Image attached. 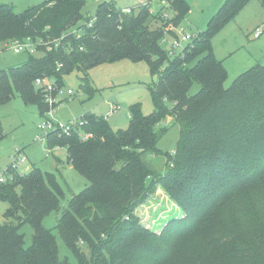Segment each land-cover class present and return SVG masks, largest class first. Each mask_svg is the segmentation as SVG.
<instances>
[{"label": "trees", "instance_id": "trees-1", "mask_svg": "<svg viewBox=\"0 0 264 264\" xmlns=\"http://www.w3.org/2000/svg\"><path fill=\"white\" fill-rule=\"evenodd\" d=\"M168 1L174 23H184L188 1ZM249 1L226 0L208 28L175 55L161 45L166 24L148 8L124 15L114 2H102L90 28L85 0H43L20 13L0 4V45L27 37L46 43L38 47L41 58L0 71V105L18 93L44 115L38 79L60 87L64 76L78 71L92 96L89 70L121 60L145 61L158 76L148 86L153 112L144 115L133 106L127 129L112 130L106 117L87 113L81 131L92 138L83 140L78 130L47 136L50 150L66 148L70 164L89 183L73 195L55 228L77 264H264V65L226 87L228 73L212 44ZM195 84L200 89L192 94ZM171 119L180 139L175 154H165L162 174L147 156L162 154L157 145L168 128L161 125ZM13 174L0 187L9 205L0 220V264H71L60 258L57 235L43 223L60 210L59 177L35 166ZM160 186L185 217L158 234L135 212ZM27 224L30 246L21 231Z\"/></svg>", "mask_w": 264, "mask_h": 264}, {"label": "rangeland", "instance_id": "rangeland-1", "mask_svg": "<svg viewBox=\"0 0 264 264\" xmlns=\"http://www.w3.org/2000/svg\"><path fill=\"white\" fill-rule=\"evenodd\" d=\"M42 1L0 0V4L12 5L15 11L20 13L29 7L39 5ZM105 1L114 2L118 9L137 7L139 4L134 0H85L84 17L96 16L99 4ZM187 1L190 12L185 22L193 25L196 31L198 28L203 31L208 28L205 13L214 9L219 11L226 2V0ZM152 4L157 10L159 9L157 1H152ZM82 23L83 21H80L79 24ZM259 29L262 30V35L257 38L255 34ZM6 44L7 42L0 45V71L22 66L31 56L36 58L43 56V52L38 49L30 53H15L12 49L6 48ZM212 44L216 58L224 61L228 73L226 87H230L239 75L253 66L264 65L263 0H250L214 35ZM162 47L166 49L169 45L164 44ZM88 75L90 86L94 89L92 96L82 88L84 81L81 73L73 71L64 76L60 94L56 97L57 103L54 104V107L58 104L54 113L57 121L68 124L71 121L81 120L87 113L106 117L111 111L112 113L107 117L109 127L112 130H125L131 121L133 106L139 105L144 115L153 112L155 106L148 86L157 82L158 76L152 75L145 61L121 60L105 63L89 70ZM199 89V85L195 84L191 93L195 94ZM68 90L74 93L71 97L67 95ZM112 106L117 109L112 110ZM48 110L50 106L47 104V109L44 111ZM42 121L43 115L37 105L26 104L18 93L0 105V168L8 170L16 155H19L21 159L25 158V161L17 167L20 173H27L35 166L43 172L57 174L64 196L60 210L51 212L43 223L46 228L53 229L57 235L60 258H68L71 264H77L74 255L68 250L55 228L61 212L68 207L73 195L83 191L89 183L70 164L66 148L55 147L50 150L47 140H38L40 133L38 125ZM164 126L168 130L157 145L162 154L147 156V161L162 174L167 169L165 154L174 155L180 139V127L174 120L166 121L161 125ZM8 207L9 205L0 199V220H3ZM135 213L144 227L158 234L172 219L185 217L184 212L174 204L161 186L138 206ZM21 231L25 235L26 246H30L32 227L29 224L24 225Z\"/></svg>", "mask_w": 264, "mask_h": 264}, {"label": "built area", "instance_id": "built-area-1", "mask_svg": "<svg viewBox=\"0 0 264 264\" xmlns=\"http://www.w3.org/2000/svg\"><path fill=\"white\" fill-rule=\"evenodd\" d=\"M139 4L137 7H126L124 9H120V12L124 15H132L135 11L140 10L141 8H148L149 13L152 16H158L165 26V34L161 41V45L168 44L169 47L166 50L169 51L170 55H175L177 53L182 52L188 44L197 36L192 33L191 30L187 29L184 24L176 25L174 23V11L172 9V5L168 0H155L159 3V9L157 10L152 1L154 0H134ZM97 21V16L88 17L87 27H93L95 22ZM262 35V30L259 29L255 34V37H260ZM45 41L43 39H33L32 37H27L25 39H17L10 41L6 44V48L12 49L15 53L21 52H33L38 49L39 45H45ZM48 44V43H47ZM50 47L48 50H51ZM36 87L41 89L45 93L46 103L50 106V110L45 112L43 115V121L39 123V135L38 140H47V136L54 132L64 133L66 135H70L74 130H78L81 133V137L83 140H88L93 137L91 133H82L81 128L84 125V122L81 120L71 121L68 124H63L55 119L54 113L56 112V107L54 104L57 103V96L60 94V87L58 86L55 80L50 79H38L36 81ZM73 91L68 90L67 95L71 97L73 95ZM117 109V107L112 106V110ZM110 111L106 118L111 114ZM20 152V151H19ZM19 154V153H18ZM25 161V158H20L19 155H16L14 158L12 166L8 168V170H3L0 168V187L10 183L13 179V172H18L17 167Z\"/></svg>", "mask_w": 264, "mask_h": 264}, {"label": "crops", "instance_id": "crops-1", "mask_svg": "<svg viewBox=\"0 0 264 264\" xmlns=\"http://www.w3.org/2000/svg\"><path fill=\"white\" fill-rule=\"evenodd\" d=\"M215 13H217V10H216V9L211 10V11L205 13V19H206V22H209V20L211 19V17H212ZM183 24H184V26H185L187 29L191 30L192 33H194V34L203 31V29H199V28H198V30L196 31V30L193 28V25H191V24H189V23H186L185 21H184ZM194 30H195V31H194ZM260 37H261V36H260ZM260 37H259V38H260ZM257 38H258V37H257Z\"/></svg>", "mask_w": 264, "mask_h": 264}]
</instances>
